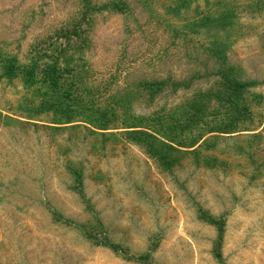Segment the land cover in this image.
<instances>
[{"label":"rangeland","instance_id":"rangeland-1","mask_svg":"<svg viewBox=\"0 0 264 264\" xmlns=\"http://www.w3.org/2000/svg\"><path fill=\"white\" fill-rule=\"evenodd\" d=\"M67 36L93 83L190 80L155 102L144 91L136 114L212 88L216 38L223 66L258 82L243 97L253 116L239 129L250 131L208 133L165 163L119 130L49 122L3 60L35 59ZM68 166L82 169L84 196ZM0 264H264V0H0Z\"/></svg>","mask_w":264,"mask_h":264},{"label":"trees","instance_id":"trees-1","mask_svg":"<svg viewBox=\"0 0 264 264\" xmlns=\"http://www.w3.org/2000/svg\"><path fill=\"white\" fill-rule=\"evenodd\" d=\"M113 7L116 9L118 6ZM205 19L198 18L195 24L203 25ZM69 38L67 36L66 44L54 50L40 46L35 59L22 62L17 55L7 52L3 60L5 73L10 75L17 71L25 88L40 98L39 104L49 109V122L70 127H79L76 125L83 123L90 132L102 133L101 135H108L105 134L109 133L106 131L112 129L119 130L116 131L119 135L128 137L135 143L145 144L148 153L163 159L165 163L174 162L168 160V149L182 153V148H193L208 133L250 131L239 129L240 121L253 116L243 97L258 82L241 80L232 75V68L223 66L226 52L222 51L223 45L216 38L210 40L211 45L208 48V52L219 60L214 86L193 92L179 104L155 107L147 114H136L129 108L136 100L145 99L144 91L148 93L145 100L155 102L169 87L171 91L188 88L190 80L143 79L138 86L127 89L114 88L116 82L112 78L104 86L93 83L90 80L92 68L81 57L84 47L77 40L72 42ZM73 53L78 55L74 57ZM255 97L257 102L261 100L259 95ZM81 109L88 110L89 113L81 114ZM27 118L33 119L31 116ZM198 123L206 125L207 128L201 129L196 136L181 138L186 130ZM155 141L165 149L158 148ZM67 169L80 186L79 194L84 196L82 169L74 166H68ZM110 245L114 247L113 244ZM216 256L221 259L219 252Z\"/></svg>","mask_w":264,"mask_h":264}]
</instances>
